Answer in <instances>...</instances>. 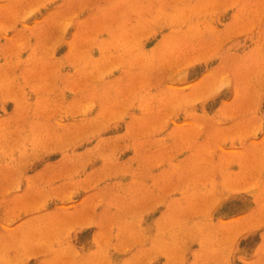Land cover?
I'll list each match as a JSON object with an SVG mask.
<instances>
[{
  "label": "rangeland",
  "instance_id": "rangeland-1",
  "mask_svg": "<svg viewBox=\"0 0 264 264\" xmlns=\"http://www.w3.org/2000/svg\"><path fill=\"white\" fill-rule=\"evenodd\" d=\"M0 264H264V0H0Z\"/></svg>",
  "mask_w": 264,
  "mask_h": 264
}]
</instances>
